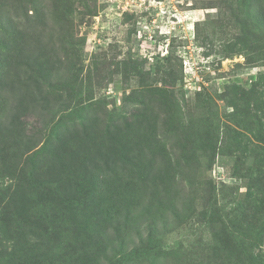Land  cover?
<instances>
[{
	"label": "rangeland",
	"instance_id": "1",
	"mask_svg": "<svg viewBox=\"0 0 264 264\" xmlns=\"http://www.w3.org/2000/svg\"><path fill=\"white\" fill-rule=\"evenodd\" d=\"M262 8L264 0H0V264H208L229 220L252 225L246 247L264 251L261 151L242 153L235 139L257 144L254 111L245 118L231 105L252 109L264 91L254 88L264 74ZM24 39L49 50L55 70L49 109L41 97L35 104L31 83L12 135L5 128L20 94L3 46ZM121 135L126 150L114 164L106 149ZM65 149L85 160L87 183L98 180L82 183L86 208L16 207L30 180L21 182V164L45 173Z\"/></svg>",
	"mask_w": 264,
	"mask_h": 264
},
{
	"label": "trees",
	"instance_id": "2",
	"mask_svg": "<svg viewBox=\"0 0 264 264\" xmlns=\"http://www.w3.org/2000/svg\"><path fill=\"white\" fill-rule=\"evenodd\" d=\"M263 12L264 8L261 10V13L263 14L262 17L264 19ZM24 34L27 35L26 33ZM3 50L9 52L7 65L8 71L6 74H12L11 76L14 78V81L9 83L11 92L14 95L16 93L20 94L18 103L13 109L15 114L12 116L10 126L5 128L7 134L11 133L13 135L15 132H19L23 128L21 118L18 113H23L30 108V102H26L28 96H25L24 94L27 92L31 83L35 86L36 89L34 92L38 95V97L33 99L35 100V104H41L38 100V98L41 97L43 106H45L46 110L49 109L50 98L46 86L50 82V77L55 69H53L50 51L44 48L38 41H26L24 39L23 41L14 43L12 46H3ZM0 70H2L1 65ZM263 75L264 74L259 76L258 81L254 84L255 89L261 86V83H264ZM1 81L2 77H0V90L2 89ZM8 90L10 91V89ZM251 94L254 93L252 92ZM257 95V102L259 106L253 107L252 109L249 107V102L245 103L243 107H239L237 104H234V102H232L231 105L235 108L236 112L241 113V115L245 116V118L248 116L246 114L254 111V124L256 127L252 135L257 144H254L248 137L240 140V133H236L235 139H238L237 142L241 146L240 148L242 153H245V151L253 152V149L254 151L259 149L261 153L259 154L258 161L262 165L264 164V91H259ZM241 109L246 110H242V112H240ZM110 130L111 129H109V131ZM82 136H84L83 140L86 141L85 137H88L89 135ZM106 138V141L108 142L111 138V134H108ZM2 139L3 137H0V142ZM112 140L113 143H108L107 145L106 153L111 155H109L111 157L109 160H112L114 164H120L117 160L123 156L122 154H124L126 150L123 142V136L121 135L119 139L112 136ZM17 159L18 162H14L12 165L13 172L19 167L21 159L20 154L17 156ZM28 160L29 159L24 161L27 162L26 164L22 163L20 166V171L23 175L21 182H24L25 184L26 181L30 179L28 181V188L25 190L23 188L19 189L17 193L14 191L13 195H11L14 196L16 193L13 202L16 207L21 210V204L30 201L29 203H35L32 207L38 206L39 212L47 207L52 208L54 212L63 208L65 210H71L77 214V211H80L79 209L82 210L83 208H86L83 203L84 196L82 193L84 192H82L81 189L83 185L82 183H86L90 188H92L97 184L98 180L96 179L94 184L87 183L85 181V176L88 175V172L86 171V162L81 159V155L80 157L72 154L67 155V150L57 153L53 158L56 163L51 165L45 173H40V171L37 170V165L30 168ZM22 170H24V173ZM34 178L36 182L34 183V186L36 184L39 187L37 192H34V186L29 185L30 181H34ZM102 184H105L104 181ZM113 185L117 187L119 183ZM30 191H33L34 196H32L33 194L30 193ZM120 194L121 192L118 195ZM102 195V198H105L107 193H103ZM16 199H18L21 204H19V201L16 202ZM77 202L81 205L79 208L77 207ZM257 209L259 208H256V210ZM228 222L231 223L230 226H228V224L222 225L221 232L218 235L220 246L214 247V252L211 258L212 260L209 261L208 264H212V261L217 264H264V251H261L260 249L255 251L253 247H246L248 238H250L251 233H256V229L248 222H246L245 225L242 224V226L234 225L235 222L232 220H229ZM263 231L264 228L262 227L256 236L260 238Z\"/></svg>",
	"mask_w": 264,
	"mask_h": 264
}]
</instances>
